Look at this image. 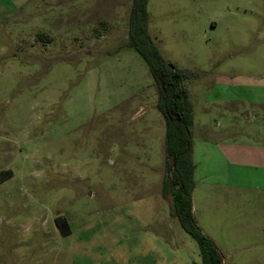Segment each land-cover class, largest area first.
Returning a JSON list of instances; mask_svg holds the SVG:
<instances>
[{
	"label": "rangeland",
	"instance_id": "obj_1",
	"mask_svg": "<svg viewBox=\"0 0 264 264\" xmlns=\"http://www.w3.org/2000/svg\"><path fill=\"white\" fill-rule=\"evenodd\" d=\"M132 7L0 0V264L202 262L162 194L166 121L128 44ZM148 12L163 57L199 74L194 142L264 141V109L239 101L264 97V0H150ZM217 196L207 221L193 201L199 227L229 264H255L229 256Z\"/></svg>",
	"mask_w": 264,
	"mask_h": 264
},
{
	"label": "trees",
	"instance_id": "obj_2",
	"mask_svg": "<svg viewBox=\"0 0 264 264\" xmlns=\"http://www.w3.org/2000/svg\"><path fill=\"white\" fill-rule=\"evenodd\" d=\"M149 1L133 0L128 44L149 68L159 91L157 108L166 121L167 169L162 194L172 203L183 229L198 243L200 264H225L214 241L203 233L193 214L194 116L187 82L198 79L199 74L179 69L163 57L149 33ZM56 222L64 237L71 234L66 219L58 218Z\"/></svg>",
	"mask_w": 264,
	"mask_h": 264
},
{
	"label": "crops",
	"instance_id": "obj_3",
	"mask_svg": "<svg viewBox=\"0 0 264 264\" xmlns=\"http://www.w3.org/2000/svg\"><path fill=\"white\" fill-rule=\"evenodd\" d=\"M251 98L247 100V97H241L239 101L264 109L263 96ZM193 159L196 165L193 191L195 212L200 211L206 221L209 213L216 219L213 200L217 193L211 188L220 191L221 196H217L222 200L219 224L224 241H229L232 246L229 256L238 250L246 257L248 253L250 256L252 254L256 259L255 264H264V141H229L223 144L208 138H197ZM201 229L215 241L207 227ZM224 263L229 264L225 259Z\"/></svg>",
	"mask_w": 264,
	"mask_h": 264
},
{
	"label": "flooded vegetation",
	"instance_id": "obj_4",
	"mask_svg": "<svg viewBox=\"0 0 264 264\" xmlns=\"http://www.w3.org/2000/svg\"><path fill=\"white\" fill-rule=\"evenodd\" d=\"M58 218H59V217H58ZM58 218H56V220H55L56 225H57V222H56V221H57Z\"/></svg>",
	"mask_w": 264,
	"mask_h": 264
},
{
	"label": "water",
	"instance_id": "obj_5",
	"mask_svg": "<svg viewBox=\"0 0 264 264\" xmlns=\"http://www.w3.org/2000/svg\"><path fill=\"white\" fill-rule=\"evenodd\" d=\"M175 163H176V160L174 159V165H175Z\"/></svg>",
	"mask_w": 264,
	"mask_h": 264
}]
</instances>
